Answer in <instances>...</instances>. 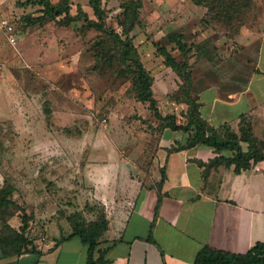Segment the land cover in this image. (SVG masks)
<instances>
[{"label": "rangeland", "instance_id": "1", "mask_svg": "<svg viewBox=\"0 0 264 264\" xmlns=\"http://www.w3.org/2000/svg\"><path fill=\"white\" fill-rule=\"evenodd\" d=\"M25 1L0 0V61L4 65L0 71V189L6 181L14 186L12 199L35 216L31 224L46 217L68 228L70 215L78 213L91 221L102 207L90 199V188L82 180L91 161L112 158L118 151L140 162L145 178L156 183L151 168L157 143L151 128L154 119L148 106L134 98L130 80L97 59L92 45L98 33H81L73 25L61 27L56 22L30 24L27 18L39 16V8L22 6ZM124 1L104 0L107 22L117 30ZM254 1L258 16L257 3L264 0ZM71 2L73 15L81 6L94 17L89 0ZM205 12L191 0H144L145 28L137 27L132 36L146 68L156 75L153 90L163 115L172 113L177 104L170 95L180 83L157 51L158 46L165 47L182 59L168 40L170 33H183L189 46L199 45L190 58L196 75L212 77L219 66L237 63V51L224 27L200 25ZM252 14L245 26L253 23H249ZM3 20L11 22L14 35L1 27ZM223 40L230 46L220 51L218 42ZM249 60L250 55L242 57L243 62ZM247 63L246 72L252 69ZM164 68L169 74H164ZM173 75L176 86L169 81ZM164 81L168 86H161ZM182 107L173 111L179 119L186 111V105ZM255 133L264 138L261 128ZM9 221L21 223L17 216Z\"/></svg>", "mask_w": 264, "mask_h": 264}, {"label": "crops", "instance_id": "2", "mask_svg": "<svg viewBox=\"0 0 264 264\" xmlns=\"http://www.w3.org/2000/svg\"><path fill=\"white\" fill-rule=\"evenodd\" d=\"M257 4L256 21L242 27L231 42L237 63L219 66L200 92L202 116L213 126L228 123L237 129L240 117L249 115L254 133L257 127L264 130V1ZM218 46L224 51L230 43L223 40ZM248 55L251 60L243 62L242 57ZM246 63L252 66L248 72ZM169 72L164 68V74ZM169 81L176 86L177 77L173 75ZM161 86L168 85L164 81ZM177 110H184L182 104L174 103L170 112ZM185 137L182 132L166 131L153 150L154 181L161 180L162 168L166 171L154 242L148 237L158 196L150 179L145 178L142 164L118 151L112 158L88 163L82 172L83 183L109 221L96 258L99 251L107 250L106 264H195L205 246L244 254L264 243V161L240 174L234 168L224 169L206 183L203 168L196 161L214 158L211 148L169 152ZM10 224L16 229L21 226ZM32 225L36 252L5 257L0 248V264H88L87 247L80 239H66L72 233L70 225L67 228L46 217H39Z\"/></svg>", "mask_w": 264, "mask_h": 264}, {"label": "trees", "instance_id": "3", "mask_svg": "<svg viewBox=\"0 0 264 264\" xmlns=\"http://www.w3.org/2000/svg\"><path fill=\"white\" fill-rule=\"evenodd\" d=\"M195 5L206 9L204 17L199 21L206 29L223 26L229 33L227 37L235 40L240 30L248 22L246 19L252 14L249 23L257 19V5L254 0H191ZM22 6L39 8V16L28 17L30 24H45L56 22L61 27L74 26L81 33L94 30L98 33L92 45L99 61L115 68L121 76L127 77L131 82V89L136 101L148 106L154 119L152 132L157 136V148L166 131L182 132L186 135L184 142H177L169 152H179L202 146L211 148L215 157L208 162L196 161L203 168L202 177L207 183L214 174L222 170L234 168L240 174L252 169L259 162L264 161V139L256 136L251 117L242 115L237 129L226 123L219 127L211 125L200 110V92L207 87L209 76L196 75L190 58L192 50H200L199 45L189 46L183 33L172 32L168 36L170 43L178 48L182 59H177L165 48L158 46V53L164 58V63L179 77L178 90L170 97L177 104L186 105L179 119L176 113L163 115L159 109V101L154 95V76L142 61L141 53L135 45L133 31L140 27L145 28L142 19L144 0L124 1L121 8L122 16L118 19L120 30L111 27L108 22V13L104 0H89L93 18L83 7H77V14H72L71 0H27ZM82 22V25L78 23ZM215 61V58L213 59ZM146 124H151L149 121ZM151 135V134H150ZM152 146L150 147V150ZM153 149V150H154ZM151 164V162H150ZM143 166V165H142ZM149 166V164H148ZM161 180L152 185L156 189L158 200L155 209V218L151 224L148 240L154 242L153 234L155 224L159 218L160 209L164 199L162 189L166 180L164 168L160 171ZM14 186L5 182L0 189V248L5 257L21 256L36 252L31 239L33 214H28L23 207L13 199ZM21 219V226L16 229L10 224L13 217ZM72 233L66 239L79 238L87 247L88 264H106V251H99L105 233L109 228V221L105 210H98L96 219L87 221L81 214L75 213L68 217ZM195 264H264V243H258L247 253L238 254L220 250L211 246L203 247L195 258Z\"/></svg>", "mask_w": 264, "mask_h": 264}, {"label": "built area", "instance_id": "4", "mask_svg": "<svg viewBox=\"0 0 264 264\" xmlns=\"http://www.w3.org/2000/svg\"><path fill=\"white\" fill-rule=\"evenodd\" d=\"M1 27H2L3 29H5V31H6L9 35H14V33H15V29H14V27H13V25L11 24L10 21H8V20H3V21L1 22ZM16 43H17L16 40L13 39V40H12V44H13V45H16ZM3 68H4V65H3V63L0 61V71L3 70Z\"/></svg>", "mask_w": 264, "mask_h": 264}]
</instances>
